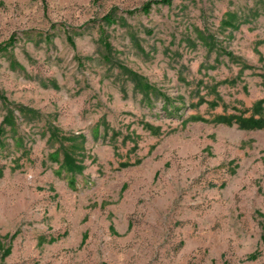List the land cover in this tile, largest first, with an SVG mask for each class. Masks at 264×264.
<instances>
[{
  "label": "rangeland",
  "instance_id": "374dc122",
  "mask_svg": "<svg viewBox=\"0 0 264 264\" xmlns=\"http://www.w3.org/2000/svg\"><path fill=\"white\" fill-rule=\"evenodd\" d=\"M148 1L0 0L5 264H264V0Z\"/></svg>",
  "mask_w": 264,
  "mask_h": 264
},
{
  "label": "trees",
  "instance_id": "16d2710c",
  "mask_svg": "<svg viewBox=\"0 0 264 264\" xmlns=\"http://www.w3.org/2000/svg\"><path fill=\"white\" fill-rule=\"evenodd\" d=\"M173 0H150L142 5V7L139 9L140 12L143 14H148L153 6L163 5V6H170L172 4ZM1 7V3H0ZM135 12V11H134ZM129 14L133 13V11H129ZM105 23L110 24L113 22V17L110 14H107L102 19ZM224 24H226L229 27H234L233 23H230L229 21H225ZM235 28V27H234ZM103 34V33H102ZM104 35H102L101 42L104 46L106 54V59L111 61L110 55H111V45L107 42L105 38H103ZM67 41L71 46H74L73 37L70 35H67ZM14 39H10L7 43L4 45H0V55L3 53H6L8 49L13 45ZM120 69L130 78V80L134 83L135 87L139 90L148 92L151 90V86L142 79L138 74L135 72L128 70L126 68L120 67ZM0 102L3 104V106L6 107L7 113L6 116L3 118L1 124H0V136L3 135L6 131V128L15 129L16 125V115L15 111H18L20 113V116L24 120H35L39 118V113L37 111H34L30 108L23 107V106H17L9 102V100L1 93L0 94ZM262 102L257 103L255 108H259L260 104ZM31 118V119H27ZM30 121V122H31ZM225 122V119H224ZM239 124L241 127L245 128H256L261 129L264 128V118L261 117L260 119H255L253 117L247 118V119H239ZM48 134V142L49 143H56L59 146V150L61 152L62 157V165L67 169L68 172L71 173H79L83 170L82 162L77 160L73 153V147H74V141H76L77 138L75 137H67L63 135L57 128L55 127H49L47 129ZM67 143H70V145H66ZM75 148V147H74ZM262 230L264 232V226L262 227ZM14 237L6 236L4 238H0V264H5V259L11 254L12 250V240ZM9 240V242L6 244L5 241ZM264 240V235H263ZM257 258V255H251L248 257L249 260H255Z\"/></svg>",
  "mask_w": 264,
  "mask_h": 264
}]
</instances>
